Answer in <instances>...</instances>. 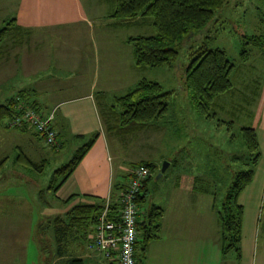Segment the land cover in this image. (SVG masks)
Instances as JSON below:
<instances>
[{
  "label": "rangeland",
  "instance_id": "1",
  "mask_svg": "<svg viewBox=\"0 0 264 264\" xmlns=\"http://www.w3.org/2000/svg\"><path fill=\"white\" fill-rule=\"evenodd\" d=\"M80 1L87 10L94 6L96 10L92 17H86V20L74 19L76 11L73 0H65L67 5L72 6V10L69 9L66 25L62 20L53 22L54 24H49L51 27L44 29L45 32L35 33L28 47L25 45L20 47L23 56H28L25 50L31 49L32 46L41 48L38 50L41 54L45 53L48 47H52V53L63 50L61 55L68 54L75 60L80 59L82 53L78 52L79 50L68 52L72 44L81 42L83 43L81 49L85 48L87 54L91 52L94 54L91 44L95 42L98 45L100 60L110 58L118 62L122 61V64L116 65L114 70L121 68L125 73L124 76H115L110 82L108 80L104 82L103 86L107 90L104 93L105 99L100 101V104H113L115 97L132 89L141 79L159 83L163 91L170 92V95L167 99V113L160 121L153 123L158 130L145 129L126 138L123 137L125 139L120 146H115L112 142L110 144V159L112 156L116 157L124 169L128 168L130 162L140 157L148 159L151 163V175L145 190L141 193L145 194V198L138 204V218L144 219L152 205L163 207L164 203H167L169 194L174 190L175 181L180 182L182 179L184 181L185 177L182 175L193 174L202 180V185L213 184L217 194L216 202L220 205L231 176L224 171V167L225 165L233 168L240 166L238 157L245 152L240 126H253L254 122L261 118L264 101V0H230L228 6L217 16H220L219 23H214L209 29L210 47L223 50L235 69L239 68L234 73L241 72L242 75H239L237 78L239 81H236L232 74L236 82L235 92L231 98L230 95L221 97L224 103L223 111L217 107L214 110L216 119L210 120L196 114L183 90L185 68L189 61L184 49L180 52L177 62L171 67L135 66L132 46L127 43L128 47H126L125 41L134 36L152 35V27L146 24L110 30L106 36L107 42L98 44V40H102L104 35L96 30L103 29L108 20H112L109 13L105 14L108 6L102 4L101 0ZM50 6L53 10L60 8V4L52 0H0V25L4 20L19 17L24 20V27L37 25L39 22L44 26L43 20H46L47 16L45 17L43 13L49 10ZM90 28L94 42L88 41L87 34ZM80 32L85 34L83 38L80 37ZM206 34L195 32L185 41V45L192 48L200 46ZM252 37L259 39L258 44L252 41ZM121 40H124V44ZM3 48L4 54L0 61V102L18 93L22 82L28 85V78L23 77L26 68L19 66L18 61L13 59L18 48L12 45L10 39L5 41ZM17 52L20 53L19 50ZM258 52H260L259 58L256 57ZM228 121L233 122L230 127L226 124ZM26 130L32 133V130L28 128ZM14 133H16L14 130L0 128V161L4 160L0 165V210L6 209L0 213V264H49V259L51 264H62L57 259L59 256H54L53 253L56 246L52 222L57 216L63 217L66 211L72 205L80 203V200H65L68 197L65 194L66 185L59 191L56 190V186L62 180L61 173L56 170L68 163L86 140H71L58 153H53L48 151V147H43L41 139L39 142L29 133L22 138L13 137ZM29 137L37 141L38 148L48 152V155H41V158L33 156V148L26 139ZM117 141L122 142L120 139ZM19 151L38 166L41 165V159H45L46 162L42 164L41 170H31L21 159H18ZM232 157L235 158L231 160ZM166 158L172 160L175 158L177 164L168 167L159 178H156L162 162L167 161ZM121 171L125 173V170L116 172L119 174ZM176 192L182 197L195 195L197 206L203 205V198L204 200L209 198L199 193H188L184 189ZM180 210L183 218L190 219V226L196 229V264H201V260L204 264H236L233 252L221 257L220 229L216 215L207 206L204 212L197 208L193 212L183 208ZM244 218L256 235L254 246L253 242L244 236L242 252L244 254L249 251L254 254L253 264H264L262 230L264 195L256 209L245 206ZM79 243L87 253L94 254L86 249L85 242ZM158 245L152 243L141 251L142 244L137 243L136 259L144 264H159L156 261L158 256L155 255ZM98 263L101 264L100 261Z\"/></svg>",
  "mask_w": 264,
  "mask_h": 264
},
{
  "label": "trees",
  "instance_id": "2",
  "mask_svg": "<svg viewBox=\"0 0 264 264\" xmlns=\"http://www.w3.org/2000/svg\"><path fill=\"white\" fill-rule=\"evenodd\" d=\"M110 18L119 22L132 21L137 17H147L151 19L153 34L149 36L130 37L127 42L132 46L134 65L139 67H160L173 66L180 52L184 49L188 56V64L185 68L183 90L185 91L190 106L196 114L206 120L216 119L214 110L217 107L223 111L222 96L230 95L234 92L233 78L234 64L229 60L224 51L219 48H211L209 45V29L212 28L217 16L228 6L230 0H110ZM26 30L17 24L16 19L4 20L0 25V60L4 54V43L10 39L12 45H21L26 37ZM195 32H204V42L196 48L187 47L185 41L192 37ZM255 43L257 40L251 38ZM243 52V51H242ZM233 74V78H232ZM170 92L163 91L159 83L141 79L135 86L123 95L114 98L111 112L114 115L107 123L108 130L119 137H125L131 133L153 126L155 121L162 119L167 113V99ZM229 97V96H228ZM231 98V95H230ZM23 102L25 107L39 110L37 104L28 95L27 91L20 90L13 97L0 102V128L29 133L36 140L41 142L43 147H53L52 150L60 148V142L55 136V144L46 146L42 136L36 132L27 131L26 127H9L4 122L16 114L20 113L18 103ZM221 102V103H220ZM115 108L118 111H115ZM220 122V121H217ZM223 123V122H220ZM230 127L233 122H226ZM56 131V129H55ZM241 141L244 149L242 156L238 157L240 166H226L224 171L230 173V182L220 205L216 202L214 185H202V180L193 177V189L201 193H211L213 198L211 209L216 215L220 229V252L226 255L233 252L235 259L241 258V235L243 208L238 203V196L251 182L253 169L259 157L258 144L255 130L251 126H240ZM81 136H77L79 138ZM98 133L94 132L86 138V142L77 149L71 160L62 165L56 172L61 173L62 180L57 188L72 173L85 153L97 139ZM51 150V149H50ZM18 159H21L31 170H41L42 164L46 160H41V165L32 162L27 156L19 151ZM232 157L231 160H233ZM4 160L0 161V165ZM142 164L149 170V176L143 182L137 196L136 203L144 201L145 194L141 193L146 188V183L150 178V162L141 161L132 166V169ZM131 169V170H132ZM220 169V168H219ZM222 170V168H221ZM130 175V174H129ZM125 183V182H124ZM124 183L115 185V200L117 193L124 188ZM93 199L72 205L65 215L57 216L53 219L52 230L54 243L56 246L54 256H60L66 245L74 240L78 244L84 242L90 233L92 226L97 220V216L102 209L104 200ZM117 205H112L115 210ZM163 210L152 205L145 214L144 219L137 220V231L142 244L141 251L145 250L147 244L156 239L159 234L160 220ZM139 219V218H138ZM264 232V219L262 221ZM66 264H82L78 258H69Z\"/></svg>",
  "mask_w": 264,
  "mask_h": 264
},
{
  "label": "crops",
  "instance_id": "3",
  "mask_svg": "<svg viewBox=\"0 0 264 264\" xmlns=\"http://www.w3.org/2000/svg\"><path fill=\"white\" fill-rule=\"evenodd\" d=\"M52 1L58 2L60 4V8L59 10H53L50 6L49 10L43 13L45 17L47 16L46 20L42 19L44 26H41L39 22L37 25L24 27V20L19 17L16 18L17 24H19V26L22 25L21 27L27 31V35L22 44L15 46L18 49L16 50L17 54H14L13 56V59L18 61L19 66L26 68L24 69L23 77L26 76L28 78V85H25V83L22 82V87L19 89L28 92L31 100H34L41 112L47 113L50 110H54L53 125L56 129L57 139L60 142L61 147L58 148V150H50L47 148L48 151L58 153L59 150L64 145H67L71 140L75 139L78 141H85L86 138L94 132L98 133V137L92 146L82 157L72 173L57 188V190L59 191L66 185L65 187H67V190L65 194H67L68 197L65 200L69 201L80 200L79 202H82L87 199L105 200L111 195L115 196V185L126 182L134 164L141 161H150L140 157L135 159L134 162H130L128 168L124 169L122 163L117 160L116 157L112 156L111 159L109 157L111 142L115 144V146H120L121 143L124 142V139L133 133L123 138L108 130L107 123L110 121V118L108 117H112V115H114V111L111 112L110 107L113 106L114 102L110 105L107 103L100 104V101L105 99L104 93L107 90L103 84L107 80L110 82L112 77L124 76L125 73L121 68L119 70H114L116 65L120 66L122 64V61L118 62L116 59L110 58H103L100 60L99 53L97 52L98 45L93 41L94 38L92 28H90L87 35L89 38L88 41L94 42L91 44L94 54L92 52L87 54L85 52V48L81 49V47H83V43L78 42L76 44H72L70 46L71 50L67 51H71L72 53V51L76 52L79 50L78 52L82 53L80 59L74 60L72 56L65 53L61 55L60 53H62L63 50L61 52L56 51L55 53H52V47L47 48V53V50H45V53L41 54L38 51L41 50V48L36 46H32L31 49L27 48L25 51L28 56H23V51H21L20 47L24 45L25 47H28L29 43L36 35L35 33L45 32L44 29L51 27L49 24H54L53 22H59L62 20L64 25H66L70 14L69 9L72 10V6L67 5L68 3L66 4L65 0ZM101 2L102 4L108 6L105 14H110L112 8L111 1L101 0ZM73 3L76 11V17L74 19L86 20V17H92V14H94L93 12L96 10L93 5L87 10L85 5L81 4L80 0H73ZM111 19L112 20H108V23L103 26V29L96 30L104 35L102 40H98V44L104 41L107 42L106 36L110 30L115 31V29L130 27L132 25L141 26L148 24L151 26V19L147 17H137L132 21L125 22H119L113 18ZM219 19L220 16L216 18L215 23H219ZM84 35L85 34L83 32H80V37L83 38ZM125 42L126 47H128V42ZM122 44H124V40L122 41ZM18 50L20 53L17 52ZM37 51L38 56L36 54ZM259 54L260 52L256 54V57L258 56L259 58ZM239 75H241V72L234 73V79L236 81H239L237 79ZM234 83L236 82L233 80V85ZM234 92L230 93V95ZM115 111L118 110L115 108ZM251 127L256 133L259 157L253 169L250 184L246 186L238 196V203L243 208V218L240 242L241 258L239 260L234 258L236 264H253L254 262L252 260L254 258V254L249 251L244 252L245 255L243 254L242 241L244 236H247L248 240L253 242L254 246L256 234L254 233L253 228H251L249 224H246L244 210L245 206H250L251 208L256 209L260 205L261 199L264 195V101L261 118H259L258 121H255ZM145 129H152L153 131L158 130L157 127L153 125L139 131H143ZM15 132L16 133L12 134L13 137L22 138L23 135L27 134L19 131ZM77 136L81 137L77 138ZM26 139H28L31 148H33V156L40 157L41 155H48V152H45L42 148H38L37 141L30 139V137ZM118 139L122 142L117 141ZM166 160L170 163L169 167L176 166L177 164V160L175 158L173 160L166 158ZM120 170H125V173H122L121 171V173L118 174L116 172H119ZM182 177H185L184 181L183 179L180 182L175 181L174 190L171 194H169L167 203H164L163 207L159 206L163 210L159 225V234L156 239L147 244V246L152 243L159 244L155 251V255L158 256L156 261L159 264H196V229L194 226H190V219L183 218V213L180 209L183 208L187 211L193 212L195 211V208H197L198 210L204 212L206 211L207 206V208L213 212L211 209L213 200L211 193H201L193 189L192 179L195 177L193 174L182 175ZM181 189H184L188 193L191 192L207 195L209 198L208 200H204L203 198V205L197 206L196 196L192 195L182 197L178 192H176ZM3 211H6V209L0 210V213ZM140 220L142 221V219ZM73 242L70 241L67 243L66 250L57 258L62 264H66L65 261L69 258H78L82 260V264H99L98 261H100L101 264H116L102 260L99 255L87 253L86 250L83 249V247L76 241ZM53 253L55 254V252ZM226 255L221 254V257ZM134 259L136 264H144L140 260L136 259V247ZM145 260L148 263L147 257ZM200 262L201 264H204L203 260ZM49 264H51L50 259Z\"/></svg>",
  "mask_w": 264,
  "mask_h": 264
},
{
  "label": "built area",
  "instance_id": "4",
  "mask_svg": "<svg viewBox=\"0 0 264 264\" xmlns=\"http://www.w3.org/2000/svg\"><path fill=\"white\" fill-rule=\"evenodd\" d=\"M19 114L4 123L9 127L28 128L40 134L46 146L55 144L56 131L53 125L54 110L43 113L18 103ZM149 176L146 166L136 165L130 172L115 200L109 196L102 204L95 224L85 239L89 252L99 255L106 262L136 264L138 206L136 196ZM117 205L115 210L112 205Z\"/></svg>",
  "mask_w": 264,
  "mask_h": 264
},
{
  "label": "water",
  "instance_id": "5",
  "mask_svg": "<svg viewBox=\"0 0 264 264\" xmlns=\"http://www.w3.org/2000/svg\"><path fill=\"white\" fill-rule=\"evenodd\" d=\"M169 164L170 163L168 161L162 162L160 171L158 172L156 178H159L165 172V170L169 167Z\"/></svg>",
  "mask_w": 264,
  "mask_h": 264
}]
</instances>
